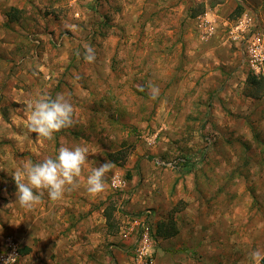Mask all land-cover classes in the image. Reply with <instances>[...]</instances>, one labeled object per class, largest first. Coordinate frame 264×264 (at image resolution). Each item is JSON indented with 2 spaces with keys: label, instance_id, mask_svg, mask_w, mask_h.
<instances>
[{
  "label": "rangeland",
  "instance_id": "1",
  "mask_svg": "<svg viewBox=\"0 0 264 264\" xmlns=\"http://www.w3.org/2000/svg\"><path fill=\"white\" fill-rule=\"evenodd\" d=\"M206 12L218 29L202 39L197 18ZM245 12L264 30V0H0L3 165L13 170L44 140L87 146L96 153L87 165H115L100 197V243L72 257L36 254L42 264H128L119 223L136 195L157 225L174 218L203 264H254L250 253H264V76L242 62L224 24ZM89 45L92 63L84 60ZM50 88L80 103V116L56 140L40 142L25 125L22 98ZM20 132L31 140L13 141ZM117 174L126 189L112 187ZM11 177L0 172L2 184H14ZM11 209L0 205V254L11 238L16 264L38 263L32 251L21 253L28 238L9 219Z\"/></svg>",
  "mask_w": 264,
  "mask_h": 264
},
{
  "label": "crops",
  "instance_id": "2",
  "mask_svg": "<svg viewBox=\"0 0 264 264\" xmlns=\"http://www.w3.org/2000/svg\"><path fill=\"white\" fill-rule=\"evenodd\" d=\"M1 53L3 52L0 50V56L3 55ZM203 55L204 53L202 56ZM55 89L56 88H50L48 92L50 96L53 97L52 94L53 91H56ZM61 92L62 91L58 93ZM30 97L31 96H29L28 99L22 98V100L28 102L32 99H30ZM32 97L34 98L35 96L33 95ZM79 106L80 103H74L75 124H78L76 120L80 116ZM15 118L20 124L23 122L21 117ZM27 124L28 121L25 123V125ZM23 125L24 124H22V126ZM66 129L67 128H64L60 132H63ZM25 134L26 133L21 134V132L15 133V138L12 137V140H31V136ZM54 138L55 137L53 136L52 139ZM38 140L41 142L42 138L38 137ZM54 140H56V138ZM47 142L48 141L44 140L45 144L43 143L44 146H42V148L33 146V150L28 156V160H31L33 163H35L43 160L45 157H55L58 155V150L61 145H55L53 140L50 143ZM28 149H31L30 145ZM0 151L4 153L3 150ZM2 153H0V157H3ZM17 163L15 162L13 170H10V168H8L6 165H3V160L0 159V172L6 174L12 173V171L22 165H17ZM87 164L84 169L85 178L89 174L90 169L95 168L92 164ZM11 178H13V176ZM13 183L14 184L9 185L5 183L2 184L0 182V205L12 206L11 216L8 217L9 219L11 218L13 222H15L17 230H20L18 231V233L20 232L19 235H23V231L26 232L25 234L28 238V245L30 248H34H31L30 252L32 251L34 258L39 260V262L35 264H42L40 259L36 257V254H41L46 257L49 252H60L66 257H72L73 254H75L74 256H77V254L83 253L84 248L88 247L90 242H92V248L97 247V245L100 243V236L102 234L100 232L102 230L101 226L104 218V208L100 203V197H102V195L104 196V192L97 196H90L87 193L85 187L81 185L79 189L66 193L63 199L58 201H52L48 197L47 192H45L39 204L35 205L31 209H26L21 207L17 202V186L14 179ZM142 205V199L136 195L130 200V202L125 204L123 208H125L126 211L131 214H136L140 212L139 210L142 209ZM154 218L155 227L157 228L156 217L154 216ZM157 240L158 241L156 245H154L152 251L157 259L158 264H203L202 260H195L194 258L195 253L193 248H195V246L193 245L194 247H191L193 242L190 240V238H187L185 234H182V232L180 233L178 228L174 235L169 237H163L159 235ZM121 241L125 243L127 249H129L130 241ZM183 247H186V249ZM180 249L183 251L178 252ZM118 257L122 260L125 259V255L120 249L118 250ZM66 259L67 258L64 259L65 263H68L66 262ZM128 264H131L130 254Z\"/></svg>",
  "mask_w": 264,
  "mask_h": 264
},
{
  "label": "clouds",
  "instance_id": "3",
  "mask_svg": "<svg viewBox=\"0 0 264 264\" xmlns=\"http://www.w3.org/2000/svg\"><path fill=\"white\" fill-rule=\"evenodd\" d=\"M84 60L88 63L96 60V50L90 45L85 46ZM148 92L152 99L159 96V88L156 85L150 84ZM26 112L28 131L48 140L53 138L54 133L73 126L75 122L74 105L70 98L62 93H58L54 98L47 93H37L27 102ZM95 154L90 153L87 146L61 145L55 157H45L35 163L31 160L23 162L11 173L17 186V202L21 207L31 209L41 202L45 192L52 201H58L63 199L66 193L79 189L81 185L90 196L100 195L106 190L107 174L115 165L114 162L105 160L98 167L90 169L85 178L84 169L89 155ZM112 183L117 186L115 179ZM250 257L254 264H261L264 253L255 250L250 253ZM5 264H14V257H9Z\"/></svg>",
  "mask_w": 264,
  "mask_h": 264
},
{
  "label": "built area",
  "instance_id": "4",
  "mask_svg": "<svg viewBox=\"0 0 264 264\" xmlns=\"http://www.w3.org/2000/svg\"><path fill=\"white\" fill-rule=\"evenodd\" d=\"M228 40L240 51L242 62L256 75L264 76V30L256 15L245 12L235 20L224 21ZM217 16L204 13L197 18L198 35L202 39L212 37L217 32ZM113 179L117 186H113ZM111 185L116 190H124L127 181L119 174L111 179ZM123 209L119 223V236L123 241H130L129 254L131 264H158L152 251L155 245V218L150 208L131 214ZM8 247L0 254V264H5L9 257L18 262L20 254L11 238H7Z\"/></svg>",
  "mask_w": 264,
  "mask_h": 264
},
{
  "label": "trees",
  "instance_id": "5",
  "mask_svg": "<svg viewBox=\"0 0 264 264\" xmlns=\"http://www.w3.org/2000/svg\"><path fill=\"white\" fill-rule=\"evenodd\" d=\"M253 77L256 80H258L256 75H254ZM257 88H258V86L256 87V89ZM108 218H110V216ZM176 232H177V227H176V222H175L173 217H170L167 221H165L163 223H159L157 225V228L155 227V235L156 236L161 235L163 237H169L171 235H174ZM30 250H31V248L29 246H26L25 248H23L21 250V253L27 254L30 252Z\"/></svg>",
  "mask_w": 264,
  "mask_h": 264
}]
</instances>
